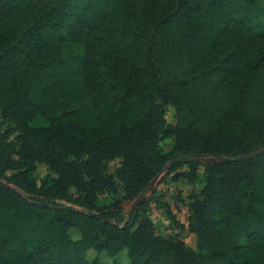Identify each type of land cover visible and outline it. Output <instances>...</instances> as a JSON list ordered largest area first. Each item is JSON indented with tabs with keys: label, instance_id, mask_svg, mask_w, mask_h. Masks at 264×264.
Wrapping results in <instances>:
<instances>
[{
	"label": "trees",
	"instance_id": "obj_1",
	"mask_svg": "<svg viewBox=\"0 0 264 264\" xmlns=\"http://www.w3.org/2000/svg\"><path fill=\"white\" fill-rule=\"evenodd\" d=\"M0 119V264H264V0H0ZM181 167L196 249L125 207Z\"/></svg>",
	"mask_w": 264,
	"mask_h": 264
},
{
	"label": "rangeland",
	"instance_id": "obj_2",
	"mask_svg": "<svg viewBox=\"0 0 264 264\" xmlns=\"http://www.w3.org/2000/svg\"><path fill=\"white\" fill-rule=\"evenodd\" d=\"M38 93L35 94V97ZM176 110L172 105L166 107V120L168 124L175 121ZM1 121V119H0ZM48 118L44 115H38L34 121L35 125H46ZM161 145L165 151H170L173 145V139L164 138ZM214 158V157H210ZM209 158V160H210ZM111 167L115 168L120 165V159L111 162ZM187 170L186 167H181L175 171L167 172L164 169L158 176H156L152 185L143 197H139L133 201L126 202L125 207L129 209L141 202H146L150 206V216L153 219L156 231L163 237L175 236L179 234V230L169 219V214H173L178 221L185 225L184 232L181 233L182 238L186 244L194 249L197 247V236L194 232L189 230V205L192 201L194 194L201 189L203 183L198 180L195 182L187 181L183 178L182 173ZM52 175L49 166L45 162H39L35 171V179L37 185L45 184L44 181L47 177ZM5 185L6 183L2 181ZM13 183L9 184L10 186ZM70 194L77 195L75 189H71ZM115 200L114 194H103L99 197V204L108 205ZM65 201V200H64ZM170 211V212H169ZM71 236L74 239L80 237V231L77 227H72L70 230ZM88 259H98L103 264H111L115 259L121 262H129L127 250H123L117 256H110L106 251H97L92 249L88 253Z\"/></svg>",
	"mask_w": 264,
	"mask_h": 264
},
{
	"label": "water",
	"instance_id": "obj_3",
	"mask_svg": "<svg viewBox=\"0 0 264 264\" xmlns=\"http://www.w3.org/2000/svg\"><path fill=\"white\" fill-rule=\"evenodd\" d=\"M223 158H220V157H214V158H210V160L212 161H221ZM3 184V183H2ZM6 185V184H5ZM137 205L133 206V209L136 208ZM95 214V213H94Z\"/></svg>",
	"mask_w": 264,
	"mask_h": 264
},
{
	"label": "crops",
	"instance_id": "obj_4",
	"mask_svg": "<svg viewBox=\"0 0 264 264\" xmlns=\"http://www.w3.org/2000/svg\"><path fill=\"white\" fill-rule=\"evenodd\" d=\"M91 250H92V249H91ZM91 250H89V252H90Z\"/></svg>",
	"mask_w": 264,
	"mask_h": 264
}]
</instances>
